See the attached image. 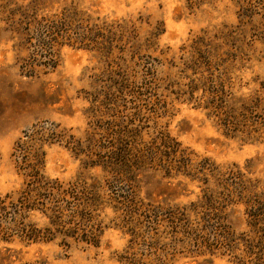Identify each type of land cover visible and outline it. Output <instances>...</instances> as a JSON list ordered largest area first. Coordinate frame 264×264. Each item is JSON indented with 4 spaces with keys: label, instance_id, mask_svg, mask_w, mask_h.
<instances>
[{
    "label": "trees",
    "instance_id": "trees-1",
    "mask_svg": "<svg viewBox=\"0 0 264 264\" xmlns=\"http://www.w3.org/2000/svg\"><path fill=\"white\" fill-rule=\"evenodd\" d=\"M106 26L70 6L49 16L22 11L18 19L9 18L8 30L17 38V47L27 52L20 59L21 74L35 77L57 66L55 48L62 43L105 51L104 43L122 37V32L113 33L106 40ZM102 36L105 41L100 43ZM216 47L205 36L194 38L183 48L186 59L172 78L182 84L161 81L170 88L179 85L170 93L206 110L231 136L253 143L264 140V97H236L227 90ZM149 59H138L134 65L139 71L116 65L98 79L87 94L91 131L82 141L46 121L22 133L11 154L22 182L17 191L0 195V242L98 247L111 226L128 235L129 249L153 251L157 263L165 253L179 250L191 257L218 254L232 264H264V188L238 166L221 167L199 158L157 125V107L165 102L157 94L159 66ZM54 144L83 158V172L72 181L45 174L44 148ZM156 174L197 184L200 195L182 206L142 197L143 187L150 185L147 180ZM237 208H242L241 231L231 219ZM165 239L162 248L158 246ZM158 251L163 254H154ZM119 262L143 264L135 253Z\"/></svg>",
    "mask_w": 264,
    "mask_h": 264
},
{
    "label": "rangeland",
    "instance_id": "rangeland-1",
    "mask_svg": "<svg viewBox=\"0 0 264 264\" xmlns=\"http://www.w3.org/2000/svg\"><path fill=\"white\" fill-rule=\"evenodd\" d=\"M70 6L97 19L99 25H107L106 40L113 33L122 32V37L113 38L111 45L104 43L105 51L62 43L55 48L57 66L52 71L25 77L19 66L27 52L17 47V38L10 34L9 18L18 19L22 11L30 13V9L49 16ZM111 24L120 25L110 28ZM203 36L212 47L219 48L227 90L236 97H264V0H0V195L13 193L21 186L11 154L23 132L46 121L59 124L82 141L91 131L87 94L116 65L126 71H139L141 67L134 65L139 58H150L147 61L159 66L155 71L157 94L165 103L157 107V125L199 158H208L221 167L238 166L264 188V140L253 143L231 136L206 110L170 93L179 85L170 88L161 81L177 78L175 71L186 59L183 48ZM98 41L103 43L105 37ZM174 82L182 84V80ZM44 151L48 177L67 183L83 172V158L62 145H50ZM147 182L150 185L143 187L141 196L152 201L168 199L170 204L182 206L200 195L197 184L181 177L164 180L156 174ZM231 219L236 231L244 229L242 208L234 209ZM166 242L162 240L158 246ZM178 251L167 252L165 257L154 252L163 260L157 263L153 251L144 247L129 249L128 235L110 226L98 247L80 244L65 249L56 243L0 242V264H122L121 258L130 253H135L143 264H232L218 254L191 257Z\"/></svg>",
    "mask_w": 264,
    "mask_h": 264
}]
</instances>
